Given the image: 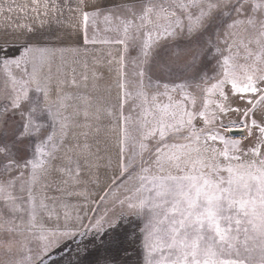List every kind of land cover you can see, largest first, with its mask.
Returning a JSON list of instances; mask_svg holds the SVG:
<instances>
[{"label": "snow or ice", "instance_id": "1", "mask_svg": "<svg viewBox=\"0 0 264 264\" xmlns=\"http://www.w3.org/2000/svg\"><path fill=\"white\" fill-rule=\"evenodd\" d=\"M59 253L264 264V0H0V264Z\"/></svg>", "mask_w": 264, "mask_h": 264}, {"label": "rangeland", "instance_id": "2", "mask_svg": "<svg viewBox=\"0 0 264 264\" xmlns=\"http://www.w3.org/2000/svg\"><path fill=\"white\" fill-rule=\"evenodd\" d=\"M68 243L70 248H76V242L69 241ZM74 255L75 253L73 252V256ZM67 259L68 258L64 256V253H59L50 257V261H59L60 264H67Z\"/></svg>", "mask_w": 264, "mask_h": 264}]
</instances>
